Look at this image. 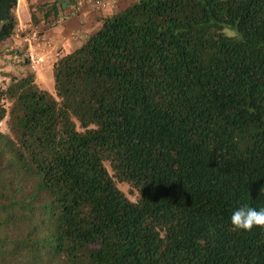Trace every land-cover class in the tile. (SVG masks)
<instances>
[{"label":"trees","instance_id":"obj_1","mask_svg":"<svg viewBox=\"0 0 264 264\" xmlns=\"http://www.w3.org/2000/svg\"><path fill=\"white\" fill-rule=\"evenodd\" d=\"M16 5L0 0V264H264V229L230 222L264 207V0H135L55 55L53 94Z\"/></svg>","mask_w":264,"mask_h":264},{"label":"crops","instance_id":"obj_2","mask_svg":"<svg viewBox=\"0 0 264 264\" xmlns=\"http://www.w3.org/2000/svg\"><path fill=\"white\" fill-rule=\"evenodd\" d=\"M103 1L114 5L105 11H100L90 4L76 10L71 0H17L14 14L20 24L29 25L32 23V13L36 9H41V11L34 13L36 21H38L36 26L42 32L41 41L36 44L37 46L34 45L35 50L32 54L41 58L42 61L37 64L40 66V70H47L50 73L52 64L56 59L55 55L61 56L73 51L101 26L104 17L120 11L135 0ZM42 5L43 7L40 8ZM30 7L32 8L30 9ZM63 17L65 20L57 26L48 27L50 20ZM15 44L18 45L19 42L1 45V49L12 51L11 49H14Z\"/></svg>","mask_w":264,"mask_h":264},{"label":"rangeland","instance_id":"obj_3","mask_svg":"<svg viewBox=\"0 0 264 264\" xmlns=\"http://www.w3.org/2000/svg\"><path fill=\"white\" fill-rule=\"evenodd\" d=\"M42 7H43V5L40 8H42ZM31 8L32 7H30V9ZM38 11H41V9H36V11L34 13H37ZM18 25H19V22H18ZM34 27H35V25H32L30 30H32ZM17 29H19L18 26H17ZM41 33L42 32H40V34ZM224 33L227 35H233L234 31H232L231 29L225 28ZM17 34H18L17 38L22 40L24 37V34L21 32H17ZM15 37H16V33H15ZM40 41H41V35L39 36V40L37 43L39 44ZM28 49H29V47L27 45L26 50H24V56L27 55V57H29L30 52L32 54H34V50H35L34 45H32V47H31L32 51H29ZM34 61H36L35 56H34ZM38 63H40V62H34L33 64L30 65V68L35 71L36 83L38 84V86L41 89L46 90L49 93L53 94L54 93V84H53L52 72L50 71V73H49L47 70L46 71L40 70V66L37 65ZM8 71H12L10 65L7 63L6 58H4L3 56H0V89H2V87H4V85L7 82V78H5V74ZM0 131H2V132L7 131L4 121L0 122ZM106 166L108 167L107 164H106ZM108 170L111 173L109 167H108ZM117 186L130 200L135 201L136 195H135V193L131 192V189L127 184L117 183Z\"/></svg>","mask_w":264,"mask_h":264},{"label":"built area","instance_id":"obj_4","mask_svg":"<svg viewBox=\"0 0 264 264\" xmlns=\"http://www.w3.org/2000/svg\"><path fill=\"white\" fill-rule=\"evenodd\" d=\"M73 7L76 10H79L81 8H83L85 5L90 4L91 6L95 7L96 9L100 10V11H105L110 9L114 4H110L107 1H103V0H71ZM63 20H65V17L63 18H53L52 20H50L48 22V27L49 28H53L55 26H57L60 22H62ZM28 25L27 24H20L18 25L17 31H16V37H18L17 32H21L24 34L23 37V41H25L29 47V51L31 50L32 45H36L38 44V40H39V36H40V32L41 30L39 29V27H34L32 29V31L27 32L26 29H28ZM29 59L30 62L33 64L34 62H41V58L36 57L35 56V60L34 61V56L32 55V53L30 52L29 55Z\"/></svg>","mask_w":264,"mask_h":264},{"label":"clouds","instance_id":"obj_5","mask_svg":"<svg viewBox=\"0 0 264 264\" xmlns=\"http://www.w3.org/2000/svg\"><path fill=\"white\" fill-rule=\"evenodd\" d=\"M230 222L235 230L251 231L254 227L264 229V207L257 209L242 205L233 211Z\"/></svg>","mask_w":264,"mask_h":264}]
</instances>
